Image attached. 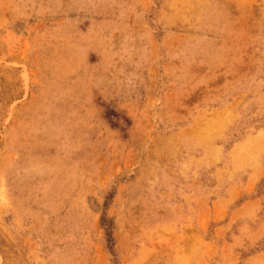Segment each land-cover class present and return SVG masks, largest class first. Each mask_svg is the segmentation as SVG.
Here are the masks:
<instances>
[{"label":"rangeland","instance_id":"374dc122","mask_svg":"<svg viewBox=\"0 0 264 264\" xmlns=\"http://www.w3.org/2000/svg\"><path fill=\"white\" fill-rule=\"evenodd\" d=\"M0 264H264V0H0Z\"/></svg>","mask_w":264,"mask_h":264}]
</instances>
